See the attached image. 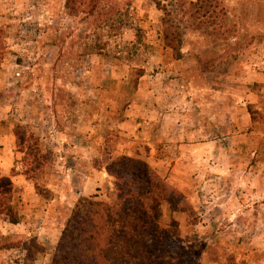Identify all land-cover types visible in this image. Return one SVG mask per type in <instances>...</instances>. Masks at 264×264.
<instances>
[{"label":"rangeland","instance_id":"rangeland-1","mask_svg":"<svg viewBox=\"0 0 264 264\" xmlns=\"http://www.w3.org/2000/svg\"><path fill=\"white\" fill-rule=\"evenodd\" d=\"M160 1L179 58L152 0H99L91 15L0 0V175L20 216H0V264H49L80 196L114 201L104 166L121 154L187 200L185 213L163 203L160 224L200 264H264V0ZM24 158L43 162L34 179Z\"/></svg>","mask_w":264,"mask_h":264},{"label":"trees","instance_id":"trees-1","mask_svg":"<svg viewBox=\"0 0 264 264\" xmlns=\"http://www.w3.org/2000/svg\"><path fill=\"white\" fill-rule=\"evenodd\" d=\"M152 1L163 11V43L179 58L181 38L170 24V10L160 0ZM98 2L88 0L86 9L78 0H66L65 5L69 14L84 12L91 15L98 11ZM190 3L198 5L199 9L208 8L213 0ZM139 31L137 28L135 34L138 35ZM138 74L141 76L142 70ZM15 135L19 144L17 152L26 156L24 128L15 130ZM24 159L21 173L28 179H34L36 168H42L43 162L38 159L31 166L32 163ZM104 169L116 179L114 201L110 203L99 199L97 194L80 196L61 230L49 264H200L192 252L160 224L163 203L184 213L189 209L187 200L175 188L168 185L145 161L126 154L110 158ZM11 172L15 174L14 167ZM12 193L11 176L0 175V216L16 224L20 216L11 202ZM227 264L247 263L244 260L235 262L230 255Z\"/></svg>","mask_w":264,"mask_h":264}]
</instances>
